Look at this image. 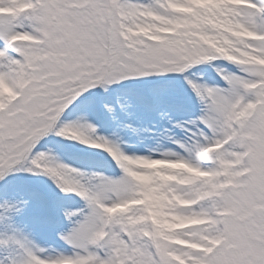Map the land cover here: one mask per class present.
Wrapping results in <instances>:
<instances>
[{
  "label": "snow or ice",
  "instance_id": "6c2138e0",
  "mask_svg": "<svg viewBox=\"0 0 264 264\" xmlns=\"http://www.w3.org/2000/svg\"><path fill=\"white\" fill-rule=\"evenodd\" d=\"M0 9H11L0 12V264H264V0H0ZM201 65L213 82L197 77ZM176 80L197 115L173 122ZM126 81L140 87L102 108L131 115L135 100L166 133L180 130L167 136L175 150L127 153L86 115L62 122L79 98ZM50 133L103 150L120 175L75 179L88 174L35 151ZM137 158L186 169L145 183L129 168ZM16 173L47 176L83 201L63 211L70 227L57 233L70 252L48 254L22 223L51 202Z\"/></svg>",
  "mask_w": 264,
  "mask_h": 264
},
{
  "label": "rangeland",
  "instance_id": "374dc122",
  "mask_svg": "<svg viewBox=\"0 0 264 264\" xmlns=\"http://www.w3.org/2000/svg\"><path fill=\"white\" fill-rule=\"evenodd\" d=\"M199 2L212 3L213 0H199ZM233 2L242 3L243 0H233ZM5 11H11V9H0V12ZM244 35L246 34L241 33V36ZM262 63H264V61H262ZM231 70L235 71L236 69L231 68ZM196 74L198 78L210 83L215 79L214 71L207 65L198 66ZM174 84L179 91L182 100L181 103H172L167 106L172 121L175 122L177 120H189L190 118H194L197 115V108L193 102L192 94L183 86L182 80H176L174 81ZM112 87L113 91L107 93H104L102 90L94 91L91 95L86 94L84 97L79 98L65 111L64 115L61 117L62 122L76 120L77 118H71L73 110L88 103L91 104V107L88 108L87 112L90 116L88 121L96 125L97 135L118 140L122 149H143L145 148V144L149 142L170 144L167 140V136L175 135L176 137H179L181 135L180 130L175 128H171L170 131L166 133L165 129L170 127L167 122L161 121L155 112H151L143 106L138 105L135 100H133V106L129 110L131 115H126L117 109L114 118L109 116V114L102 108V101H112L115 99L117 93H125L128 90L136 89L140 87V84L136 81H126ZM129 123L133 127L140 129V133L135 134L128 127H125V125ZM35 151L48 153L54 163L65 164L70 168L78 169L80 172L87 173L88 175L86 177H74L81 182L87 181L91 184H95L97 181L92 177V173H100L101 175L108 177L120 175V170L116 167L111 157L103 150L92 149L88 145H82L77 141L57 137L54 133H50L43 137L37 144ZM148 154L149 153H143V155ZM135 160L145 163L155 161L151 166H157L160 163L169 162L162 161L157 163L156 160L143 158H137ZM141 165L142 166L137 169H142L144 171H135L131 174L145 183L151 180L150 174H156V170H173L171 168H174L158 169L157 167L154 170H147V167L144 164ZM129 168L135 169L130 163ZM15 175L19 177L17 183L21 188L32 187L42 189L48 193L51 202V207L47 211L42 212L37 208L28 210L21 218L22 223L27 225L28 230L31 231L32 234H37L45 240L49 247H55L56 249L70 252L71 249L58 238L57 233L61 230H67L70 227L68 222L64 219L63 211H72L82 208L83 201L74 193H61L55 183H53V181L47 176L40 175L33 177L27 173H16ZM195 175L202 176L205 174L196 171ZM153 207L159 209L161 206L159 202L156 201L153 203ZM113 210L122 211L123 209L116 208ZM157 215H159V212H157ZM192 222L195 223V221ZM183 223L184 222L180 221L175 223L165 221V227L178 228L182 227Z\"/></svg>",
  "mask_w": 264,
  "mask_h": 264
},
{
  "label": "bare ground",
  "instance_id": "6f19581e",
  "mask_svg": "<svg viewBox=\"0 0 264 264\" xmlns=\"http://www.w3.org/2000/svg\"><path fill=\"white\" fill-rule=\"evenodd\" d=\"M91 107V104L85 103L83 104V106H79L76 108V110H73V112L71 113V118H78L81 115H86L87 119H89V114L88 112V108ZM159 145V148H158ZM173 148L175 150V146L171 145V144H166V143H158V142H149L147 144H145V148L140 149V148H127V149H123L125 152L127 153H136V154H141L143 155V153H149L148 150H154V154H158V151H162L163 149L166 148ZM158 161V160H156ZM170 161V160H169ZM155 162V161H154ZM171 162H179V161H171ZM130 164H132L133 168L137 169L140 168V166H142L141 164H148V163H153V162H139L137 160H131L129 161ZM141 163V164H139ZM184 169L186 168V166L183 164ZM188 171H193L192 169H188ZM33 236L35 237V240L40 244V246L45 247V249L48 250V254H54L56 251H64L62 249H56L55 247L51 248L48 246V244L46 243L45 240H43L40 236H38L37 234H33Z\"/></svg>",
  "mask_w": 264,
  "mask_h": 264
}]
</instances>
